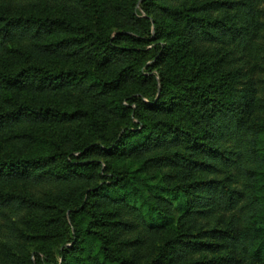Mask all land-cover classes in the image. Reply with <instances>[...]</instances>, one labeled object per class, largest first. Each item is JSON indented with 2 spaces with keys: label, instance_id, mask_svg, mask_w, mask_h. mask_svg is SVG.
I'll return each instance as SVG.
<instances>
[{
  "label": "trees",
  "instance_id": "1",
  "mask_svg": "<svg viewBox=\"0 0 264 264\" xmlns=\"http://www.w3.org/2000/svg\"><path fill=\"white\" fill-rule=\"evenodd\" d=\"M0 264H264V0H0Z\"/></svg>",
  "mask_w": 264,
  "mask_h": 264
}]
</instances>
